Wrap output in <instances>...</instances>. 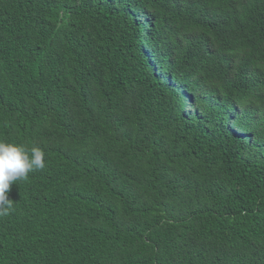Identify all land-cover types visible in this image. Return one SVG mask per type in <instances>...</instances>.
Here are the masks:
<instances>
[{
    "label": "trees",
    "instance_id": "1",
    "mask_svg": "<svg viewBox=\"0 0 264 264\" xmlns=\"http://www.w3.org/2000/svg\"><path fill=\"white\" fill-rule=\"evenodd\" d=\"M0 264H264V0H0Z\"/></svg>",
    "mask_w": 264,
    "mask_h": 264
},
{
    "label": "clouds",
    "instance_id": "2",
    "mask_svg": "<svg viewBox=\"0 0 264 264\" xmlns=\"http://www.w3.org/2000/svg\"><path fill=\"white\" fill-rule=\"evenodd\" d=\"M45 152L34 146L31 149L23 145L0 140V217L8 216L14 208L9 199L11 185L28 178V174L45 167Z\"/></svg>",
    "mask_w": 264,
    "mask_h": 264
}]
</instances>
